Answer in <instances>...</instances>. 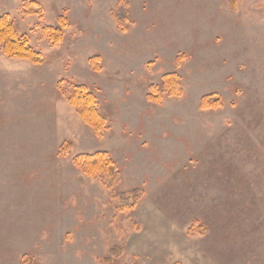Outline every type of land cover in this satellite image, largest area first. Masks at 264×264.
Listing matches in <instances>:
<instances>
[{"label": "rangeland", "instance_id": "obj_1", "mask_svg": "<svg viewBox=\"0 0 264 264\" xmlns=\"http://www.w3.org/2000/svg\"><path fill=\"white\" fill-rule=\"evenodd\" d=\"M1 17L43 62L0 47V264H264V0H0ZM173 73L181 95L148 100Z\"/></svg>", "mask_w": 264, "mask_h": 264}, {"label": "trees", "instance_id": "obj_2", "mask_svg": "<svg viewBox=\"0 0 264 264\" xmlns=\"http://www.w3.org/2000/svg\"><path fill=\"white\" fill-rule=\"evenodd\" d=\"M8 20L9 19H7L6 17L0 18V47L2 54L9 59L25 60L33 65H40L43 62V59L41 58L39 53L34 51L29 46V42L26 37L17 36L13 24ZM53 37L55 41H58L61 38V34L55 33ZM70 87L72 88V91L68 95L64 93L62 88L60 89V91L63 92V95L68 99V102L82 116L85 124L91 127L97 134H100V131H103V124H105V120L97 111V102L95 95L92 92H88L87 89L82 86L70 85ZM150 89L147 98L148 100L152 99V101L155 102L163 99L161 95L163 93L170 96H180L182 91L179 84V77L174 73L165 75L160 87H151ZM204 101V105L208 107H217L220 105L219 100H214L212 98H205ZM95 157L99 159V163H105L103 164L105 166V171L107 173H110L113 178V163H107V161L104 160V154H96ZM83 160L84 164L79 166L83 168L84 172H86L87 174L94 172V165H92L91 167L86 161L90 160V158L84 157ZM88 167H90V169ZM115 178L116 177H114V180ZM137 195L138 193L136 192V195H134L133 197L136 199ZM121 254V250L112 248L109 251L108 256L102 260L101 264H113L114 260L118 259ZM27 260L28 262L26 264L31 263L30 258H27Z\"/></svg>", "mask_w": 264, "mask_h": 264}, {"label": "crops", "instance_id": "obj_3", "mask_svg": "<svg viewBox=\"0 0 264 264\" xmlns=\"http://www.w3.org/2000/svg\"><path fill=\"white\" fill-rule=\"evenodd\" d=\"M155 256H156V258H159L161 261H163V259H164L163 257L158 256V254L155 255ZM155 256H154V257H155ZM153 260H155V259H153ZM153 260H152V261H153ZM161 261H159V262H161ZM196 261H197V260H194L193 262L197 263ZM199 261H200V260H199ZM149 264H152V263H149Z\"/></svg>", "mask_w": 264, "mask_h": 264}]
</instances>
